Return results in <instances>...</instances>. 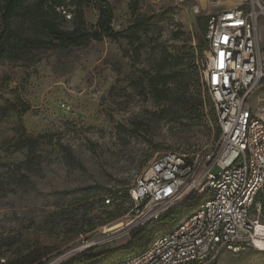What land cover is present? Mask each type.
Segmentation results:
<instances>
[{"label":"rangeland","instance_id":"1","mask_svg":"<svg viewBox=\"0 0 264 264\" xmlns=\"http://www.w3.org/2000/svg\"><path fill=\"white\" fill-rule=\"evenodd\" d=\"M213 1L140 0L132 12L129 0H94L83 6L87 28L96 24V4L105 2L113 9L112 31L123 36L41 49L35 62L0 60V264L27 254L41 256V264L70 259L80 246L118 227L130 209L126 190L156 156L177 152L192 158L213 148L218 138L213 112L168 121L162 111L176 107L157 103L144 77L168 54L189 71V93L201 90L207 99L200 80L205 57L200 24L214 13ZM137 14L153 21L134 40L127 29ZM261 97L264 88L248 99L253 110ZM28 137L35 139L32 147L23 144ZM66 149L78 165L68 163ZM187 212L180 211L177 222ZM177 222L157 230L168 231ZM132 233L92 253L128 245ZM216 264H264V252L225 253Z\"/></svg>","mask_w":264,"mask_h":264},{"label":"built area","instance_id":"2","mask_svg":"<svg viewBox=\"0 0 264 264\" xmlns=\"http://www.w3.org/2000/svg\"><path fill=\"white\" fill-rule=\"evenodd\" d=\"M243 1V11L209 14L204 33L208 49L200 80L219 128L213 148L192 158L177 152L156 156L129 186L130 209L118 227L71 257L156 223L185 203L193 207L174 228L162 232L157 229L166 225L159 226L145 244L114 264H216L225 253L264 252L258 232L264 229V97L256 98L255 110L248 101L264 88V56L257 41L264 3Z\"/></svg>","mask_w":264,"mask_h":264},{"label":"trees","instance_id":"3","mask_svg":"<svg viewBox=\"0 0 264 264\" xmlns=\"http://www.w3.org/2000/svg\"><path fill=\"white\" fill-rule=\"evenodd\" d=\"M93 1L33 0L29 5L28 0H0V60L8 62H31L34 60L33 62H35L38 60L35 59L37 52L41 49L64 50L72 46L87 44L92 40L101 41L103 38L114 39L123 36L122 32L112 31L110 25L113 9L105 2L96 4L98 9L96 24L93 29L87 28L83 6ZM129 1L132 12H136L140 0ZM65 15L69 16L67 20ZM207 20L208 17H206L205 23L200 24V31L203 34L206 30ZM152 21L151 16L137 14L127 31L134 40H139V34L145 32ZM63 22H68L70 25L65 26ZM207 49L208 45L204 39L201 42L200 52ZM179 64L180 59L171 58L170 55L165 54L154 69L148 70L149 72L147 71L144 76L149 94L157 103L169 102L171 107H176L173 111L164 109L162 112L165 113V118L168 121H178L184 117L183 113L187 117L198 118V116L204 115L206 109L211 110L214 114L209 97L206 99L201 90H195L193 94L189 93L190 73L188 70L178 67ZM168 84H174V88L168 87ZM213 119L216 123L215 114ZM23 144L32 147L35 144V139L28 137ZM65 152L68 163L72 166L78 165L71 152L68 149ZM118 194L120 193H110L108 197L111 199ZM124 197L130 202L128 189ZM192 207V203H185L165 213L158 222L148 223L146 226L136 229L137 232L132 233L133 238L128 245L97 254L92 253L93 248L88 249L71 257L72 259L65 257L61 263L57 264H102L110 258L126 257L137 247L145 244L153 230L159 226L173 225L181 216L180 211L191 210ZM92 227L93 225H88L89 229ZM41 259L42 257L39 255L33 257V255L27 254L10 264H41Z\"/></svg>","mask_w":264,"mask_h":264},{"label":"crops","instance_id":"4","mask_svg":"<svg viewBox=\"0 0 264 264\" xmlns=\"http://www.w3.org/2000/svg\"><path fill=\"white\" fill-rule=\"evenodd\" d=\"M260 3H264V0H258ZM243 0H214L213 1V11L214 13L225 8H239L240 10H245L243 5ZM257 41L258 47L261 51L262 56H264V18H259L257 22Z\"/></svg>","mask_w":264,"mask_h":264},{"label":"bare ground","instance_id":"5","mask_svg":"<svg viewBox=\"0 0 264 264\" xmlns=\"http://www.w3.org/2000/svg\"><path fill=\"white\" fill-rule=\"evenodd\" d=\"M258 232L261 234V232H262V229H261V227H258ZM264 237V236H263ZM71 255H73V254H68V256H71Z\"/></svg>","mask_w":264,"mask_h":264},{"label":"snow or ice","instance_id":"6","mask_svg":"<svg viewBox=\"0 0 264 264\" xmlns=\"http://www.w3.org/2000/svg\"><path fill=\"white\" fill-rule=\"evenodd\" d=\"M225 39H226V38H225ZM223 55H224V54H223V53H221V56H222V57H223Z\"/></svg>","mask_w":264,"mask_h":264}]
</instances>
